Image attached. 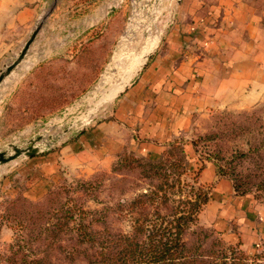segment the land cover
<instances>
[{
	"label": "rangeland",
	"instance_id": "obj_1",
	"mask_svg": "<svg viewBox=\"0 0 264 264\" xmlns=\"http://www.w3.org/2000/svg\"><path fill=\"white\" fill-rule=\"evenodd\" d=\"M94 1L95 5L89 4L85 12L82 9H74L75 0H62L60 3L59 0H54L52 5L45 7L32 27L33 30L41 25L24 60V63H32L35 66L14 87L30 81L32 75L40 68L50 66L56 67L55 75L60 82V77L76 71L77 66H87L78 62L77 57L85 47L99 42L97 45H100L102 51L96 55V61L88 65L94 80L77 99L66 105L59 107L53 102L51 112L42 109V95L36 92H30L27 96L30 100L19 105L18 112L7 113L11 107L7 105L6 112L0 116V151L6 149L11 152L8 149L9 144L25 148L30 139L41 136L40 145L44 152L40 155H45L61 142L72 138L73 132H78L83 125L88 127L103 120L108 114L110 103L101 106L93 114H89V111L103 94L119 81L122 70L116 62L122 59L135 60L143 51L155 45L156 52L166 31L175 25V21L176 27L180 23L189 25L190 16L202 13L204 8L203 2L195 0H107V4L110 3V7L115 8L110 20L102 24L101 29L104 30L98 29L90 35V43L83 44L80 42L81 37L76 38L81 23L75 21L84 13L93 11L98 4L97 0ZM67 46L70 48L65 49ZM100 79L102 84H99ZM55 106L58 108L55 109ZM255 118L258 121L250 133L246 129V122L248 119L254 121ZM65 130L67 133L63 134ZM190 131L195 147L194 153L188 155L187 161L184 162L185 170L179 169L177 172L168 168V162L165 165L168 168V183L172 188H164L165 191L161 189L156 199V205L163 215L169 213V209H175L179 200L183 201L185 196L191 195L190 187L194 190L201 187L207 195L210 188L202 187L194 181L195 173L206 162H212L216 174L221 176L220 169L226 171L227 163L237 164L243 161L234 159L238 151L246 152L252 143H260L264 139V96L261 101L251 106L230 103L223 108L211 109L194 120ZM49 136L56 142H49ZM123 154L134 156L129 152ZM122 159L124 157L121 154L108 169L95 171L85 179L62 174L45 192L34 188L42 179L36 162L28 164L29 159L19 158L2 166L0 171L8 173L9 183L14 189L0 193V264H86L82 254H67L75 241V233L67 228L68 225L73 227L75 223L66 219L65 211L68 207L91 212V216H86L88 218L83 221L91 222L92 228L99 229L100 222L96 223L95 218H99L107 210L104 208L120 200L131 201L140 193L154 192L155 187L162 183L146 166L144 170H130L133 165L120 164ZM34 167H37L38 171L34 170ZM141 171H144L145 178L142 177ZM177 178L182 183L181 191L176 188ZM228 181L233 188L232 182ZM257 181L258 179H254L253 183ZM82 183H91L92 188H82ZM250 188L246 195H252L264 206V188L257 190L255 185ZM28 189L29 194L38 198L28 199L25 196ZM163 195L168 199H163ZM146 207L153 209L155 204L150 205L146 199ZM78 209L75 210L78 212ZM261 211L264 212V209ZM79 219L77 218L76 222ZM109 225L114 230H128V222L117 221L113 213ZM185 241L188 246H200V252L203 254L234 248L236 252L247 256V264H264V244L258 242L255 251L248 255L240 250L237 244L225 241L200 221L186 233Z\"/></svg>",
	"mask_w": 264,
	"mask_h": 264
},
{
	"label": "crops",
	"instance_id": "obj_2",
	"mask_svg": "<svg viewBox=\"0 0 264 264\" xmlns=\"http://www.w3.org/2000/svg\"><path fill=\"white\" fill-rule=\"evenodd\" d=\"M53 1L0 0V71L20 52L39 15ZM195 1L203 2L202 13L192 14L189 25L176 27L175 21L140 75L110 105L103 120L45 155L27 160L39 165V169L34 167L42 177L36 190L45 192L62 174L88 178L95 171L108 169L125 152L155 162L178 145L188 157L194 153L190 130L199 115L230 103L251 106L262 100L264 0ZM75 3L78 8L74 9L83 12L89 4L95 5L94 0ZM97 3L92 12L75 21L81 23L76 38L81 37L83 44L90 43V35L104 30L102 24L111 18V4L107 0ZM20 80L10 76L0 85V116L7 105L16 102L22 85L14 86ZM7 175L0 171V193L14 189ZM197 182L210 188L209 201L197 221L248 255L258 242L264 244V206L252 195L236 196L231 183L216 174L212 162L203 165ZM26 192L28 199L38 198L29 194L30 189Z\"/></svg>",
	"mask_w": 264,
	"mask_h": 264
},
{
	"label": "trees",
	"instance_id": "obj_3",
	"mask_svg": "<svg viewBox=\"0 0 264 264\" xmlns=\"http://www.w3.org/2000/svg\"><path fill=\"white\" fill-rule=\"evenodd\" d=\"M101 51L100 45L94 47L91 45L81 50L77 61L83 62L82 64H87V66H77L76 71L63 76V78L60 77V82L57 81L55 75L56 67L40 68L32 75L30 81L22 84L16 95V102L8 108L7 113L18 112L19 105L30 100L27 98L30 92L42 95L40 100V102H44L42 109H47L49 112L52 110L53 102L59 107L66 105L82 94L85 87L94 80L88 65L96 61V55ZM46 105H48L47 108ZM57 106L55 109L58 108ZM257 121L255 118L254 121L248 119L246 122L248 125L246 129L250 133ZM190 144L194 149L195 142L192 140ZM122 155L124 159L120 161V164L133 165L130 170L135 168L144 170L147 167L157 179L162 180L161 185L156 186L154 192L140 193L131 201L120 200L112 206L104 208L107 210L99 218H95L96 223L100 222L99 229L92 228L91 222L83 221L84 218H88L86 216H91V212L75 208L78 209L77 212L68 207L65 211L66 219L75 223L73 227L68 225L67 228L75 233V241L67 254L73 256L82 254L86 264H247V256L245 257L238 251L237 254L234 248L203 254L200 252V246H188L185 241L186 233L195 225L198 214L209 201L208 195L202 191L201 187L196 190L190 187L191 195L185 196L183 201L179 200L178 206L175 209H169V213L165 215L161 214L157 207L156 199L161 189L165 191L164 188H172L168 183L167 169H175L177 172L179 169L185 170L184 162L188 157L182 147L171 146L168 151L164 152L162 158L155 162ZM237 158L243 159V161L237 164L227 163L226 171L220 169L221 176L232 182L235 194L246 195L251 190L250 186L254 185L257 190L259 188L263 190L264 139L260 143H252L246 152L238 151L234 156V159ZM172 160L174 161L170 163ZM167 162L168 168L165 166ZM201 169L195 173V182ZM112 170L117 172L115 168ZM141 173L145 178L144 171ZM254 179H258V181L253 183ZM181 184V180L177 178L176 188L179 191H181ZM81 187L92 188V184L82 183ZM162 198L168 199L166 195H163ZM146 199L150 205L155 204L153 209H146ZM112 213L117 221L128 222L127 231L114 230L109 225L112 222ZM77 218H80L78 222H76ZM71 259L74 260V258Z\"/></svg>",
	"mask_w": 264,
	"mask_h": 264
},
{
	"label": "water",
	"instance_id": "obj_4",
	"mask_svg": "<svg viewBox=\"0 0 264 264\" xmlns=\"http://www.w3.org/2000/svg\"><path fill=\"white\" fill-rule=\"evenodd\" d=\"M115 8L111 7L109 10V14L114 12ZM41 25L39 24L35 29H33L24 42L23 47L20 52L11 59V62L6 65L3 70L0 71V85L9 79V77L20 68L22 63L24 62L26 55L36 39ZM157 45L150 47L149 49L142 52L141 56L135 60L130 59H122L120 62H116L119 65L120 70H122V75L119 81L114 84L111 88L108 89L106 93L103 94L102 98L93 105V108L89 111V114H93L98 108L107 104L114 103L116 99H118L121 95H123L134 83L135 79L140 75L142 69L144 68L147 61L150 59L151 55L155 52ZM100 81V82H99ZM98 82L102 84V79ZM87 128L86 125H83L78 132H73L72 136L77 133L85 131ZM67 130L63 131V134H66ZM42 141V137L38 136L36 138L30 139L28 141V145L25 148H21L15 144H9L8 149H3L0 151V167L5 166L13 161H16L19 158L31 159L34 158L44 152V149L41 147L40 142ZM48 141L51 143H55L56 140H53L52 137H48Z\"/></svg>",
	"mask_w": 264,
	"mask_h": 264
},
{
	"label": "bare ground",
	"instance_id": "obj_5",
	"mask_svg": "<svg viewBox=\"0 0 264 264\" xmlns=\"http://www.w3.org/2000/svg\"><path fill=\"white\" fill-rule=\"evenodd\" d=\"M35 63V62H34ZM33 67L32 63H24L20 66L19 69H21L20 73H18V70H16L12 75H11V79L19 81L20 79H22L26 73L31 70V68ZM5 86V84H4Z\"/></svg>",
	"mask_w": 264,
	"mask_h": 264
}]
</instances>
